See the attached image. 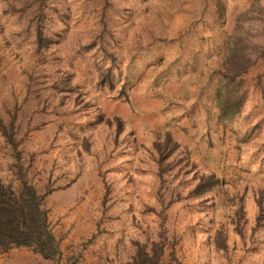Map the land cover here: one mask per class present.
I'll list each match as a JSON object with an SVG mask.
<instances>
[{"label":"rangeland","instance_id":"obj_1","mask_svg":"<svg viewBox=\"0 0 264 264\" xmlns=\"http://www.w3.org/2000/svg\"><path fill=\"white\" fill-rule=\"evenodd\" d=\"M19 173L57 249L0 264H126L160 235L163 264H264V0H0V178Z\"/></svg>","mask_w":264,"mask_h":264},{"label":"trees","instance_id":"obj_2","mask_svg":"<svg viewBox=\"0 0 264 264\" xmlns=\"http://www.w3.org/2000/svg\"><path fill=\"white\" fill-rule=\"evenodd\" d=\"M8 140L14 147L10 134ZM163 146L158 149L159 173L165 170V154L172 150L173 140L165 133ZM18 155L15 154V157ZM18 181L14 187L11 183H4L0 178V250L13 245H28L43 256L53 254L56 240L47 226L46 213L42 207V194L36 192L34 186L22 175L18 174ZM209 175L199 177L192 189L194 193L201 192L205 186L211 184ZM208 182V185H204ZM258 201V207L261 205ZM163 236L159 241H152L137 245L134 256L126 264H163L161 256L164 248Z\"/></svg>","mask_w":264,"mask_h":264}]
</instances>
